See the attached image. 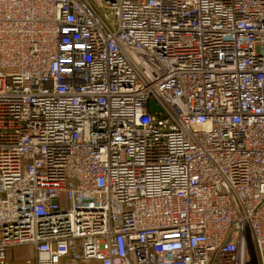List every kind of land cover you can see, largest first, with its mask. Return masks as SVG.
I'll return each instance as SVG.
<instances>
[{
	"label": "built area",
	"instance_id": "built-area-1",
	"mask_svg": "<svg viewBox=\"0 0 264 264\" xmlns=\"http://www.w3.org/2000/svg\"><path fill=\"white\" fill-rule=\"evenodd\" d=\"M98 2L0 0V264H264V0Z\"/></svg>",
	"mask_w": 264,
	"mask_h": 264
},
{
	"label": "crops",
	"instance_id": "crops-1",
	"mask_svg": "<svg viewBox=\"0 0 264 264\" xmlns=\"http://www.w3.org/2000/svg\"><path fill=\"white\" fill-rule=\"evenodd\" d=\"M33 257L34 251L28 246L12 248L7 252L8 264H28V260H31V264H35Z\"/></svg>",
	"mask_w": 264,
	"mask_h": 264
},
{
	"label": "rangeland",
	"instance_id": "rangeland-1",
	"mask_svg": "<svg viewBox=\"0 0 264 264\" xmlns=\"http://www.w3.org/2000/svg\"><path fill=\"white\" fill-rule=\"evenodd\" d=\"M90 1L93 3V5L96 7V9L100 13L102 12V14H103V12H105V11L102 10V9H104V4L103 3L98 2V0H90Z\"/></svg>",
	"mask_w": 264,
	"mask_h": 264
},
{
	"label": "water",
	"instance_id": "water-1",
	"mask_svg": "<svg viewBox=\"0 0 264 264\" xmlns=\"http://www.w3.org/2000/svg\"><path fill=\"white\" fill-rule=\"evenodd\" d=\"M155 101L152 102V105L155 106ZM158 112H161V109L160 108H157V107H154Z\"/></svg>",
	"mask_w": 264,
	"mask_h": 264
}]
</instances>
